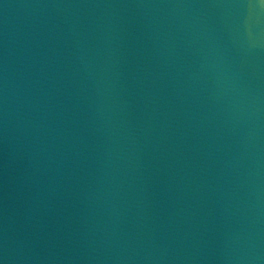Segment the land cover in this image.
Here are the masks:
<instances>
[{"label":"water","instance_id":"1","mask_svg":"<svg viewBox=\"0 0 264 264\" xmlns=\"http://www.w3.org/2000/svg\"><path fill=\"white\" fill-rule=\"evenodd\" d=\"M0 264H264V0H0Z\"/></svg>","mask_w":264,"mask_h":264}]
</instances>
